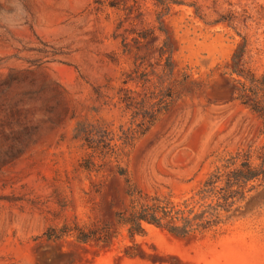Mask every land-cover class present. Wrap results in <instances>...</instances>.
<instances>
[{
  "label": "rangeland",
  "instance_id": "1",
  "mask_svg": "<svg viewBox=\"0 0 264 264\" xmlns=\"http://www.w3.org/2000/svg\"><path fill=\"white\" fill-rule=\"evenodd\" d=\"M105 1L0 0V81L12 70L22 79L4 104L29 109L13 120L0 109V264H264L262 181L202 235L146 225L132 241L116 224L130 183L181 201L223 157L251 151L259 164L263 121L233 100L228 75L242 37L248 65L264 70V0H177L164 17L156 0ZM170 50L173 78L161 87ZM168 83L178 96L170 109L126 141L147 124L126 110L122 89L142 98ZM79 122L99 124L106 144L130 142L125 175L76 137ZM105 226L116 231L108 247L76 240L75 229Z\"/></svg>",
  "mask_w": 264,
  "mask_h": 264
},
{
  "label": "trees",
  "instance_id": "2",
  "mask_svg": "<svg viewBox=\"0 0 264 264\" xmlns=\"http://www.w3.org/2000/svg\"><path fill=\"white\" fill-rule=\"evenodd\" d=\"M156 1L164 10L161 17L169 14L173 5L181 4L177 0ZM105 2L101 0V3ZM121 3V0H113L109 2V6L116 8ZM221 21L226 22L227 20L224 18ZM169 40L167 46L170 45ZM242 40V44L238 46L233 56L228 81L231 85L233 100L239 101L262 119L264 135V70L258 74L248 65L246 58L249 53V43L246 37H242ZM123 47L127 54L133 52L129 43L124 42ZM171 55L170 50L166 58L165 80L161 81V87H164L166 79L171 82L173 78L174 66ZM136 69L139 70V67ZM19 74L21 71L12 70L8 77L0 81V109L10 120L29 111L24 104L19 103L15 106L4 104L11 94V85L22 80ZM132 77V75L129 76V81H134L135 78ZM122 91L125 93L122 100L126 105V110L131 112L133 118H139V121L147 124L145 130L134 132L131 138H129V133L126 135L124 133L126 141L134 139L136 135L137 137L145 135L159 117L170 109L178 97L172 83H168L159 94L146 93L142 98L133 96L130 90L122 89ZM18 125L24 129L29 126L26 122H20ZM100 130L102 127L99 124L79 122L75 132L76 137L83 140L94 153L99 154L107 162L115 163L114 168L118 174L125 175V170L120 165V157H122L124 147L130 145V142L122 146L106 144ZM257 159L260 161L259 164H255L251 151H238L221 158L219 164L202 182L196 194L190 199L181 201L171 195L145 194L130 183L127 190L130 207L117 214L116 224L125 229L132 241L146 234V225L155 226L183 239L217 230L243 208L248 196L256 188L254 184L264 182V148ZM74 231L76 240L82 244L96 242L98 245L103 244L108 247L116 238L113 226L94 227L89 230L75 229Z\"/></svg>",
  "mask_w": 264,
  "mask_h": 264
},
{
  "label": "clouds",
  "instance_id": "3",
  "mask_svg": "<svg viewBox=\"0 0 264 264\" xmlns=\"http://www.w3.org/2000/svg\"><path fill=\"white\" fill-rule=\"evenodd\" d=\"M10 6H11V7H15V2H14V0H11Z\"/></svg>",
  "mask_w": 264,
  "mask_h": 264
}]
</instances>
